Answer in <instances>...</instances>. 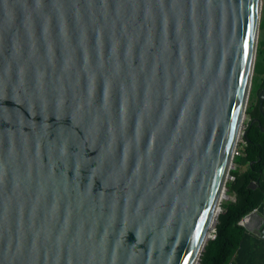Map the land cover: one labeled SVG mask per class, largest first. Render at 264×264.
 Listing matches in <instances>:
<instances>
[{"label": "water", "instance_id": "1", "mask_svg": "<svg viewBox=\"0 0 264 264\" xmlns=\"http://www.w3.org/2000/svg\"><path fill=\"white\" fill-rule=\"evenodd\" d=\"M262 7L0 0V264H192ZM240 224L264 238V202Z\"/></svg>", "mask_w": 264, "mask_h": 264}, {"label": "trees", "instance_id": "2", "mask_svg": "<svg viewBox=\"0 0 264 264\" xmlns=\"http://www.w3.org/2000/svg\"><path fill=\"white\" fill-rule=\"evenodd\" d=\"M260 28L252 89L246 110L249 117L244 130L247 145L244 154L234 158L236 168L231 169L232 178L227 181V190H223L234 198L230 196V200L223 202L220 198L219 205L223 212L216 223V236L205 241L199 264H264V238L249 232L240 224L246 215L264 202V114L257 96L264 87V18L261 19ZM247 165L245 170L239 167Z\"/></svg>", "mask_w": 264, "mask_h": 264}, {"label": "bare ground", "instance_id": "3", "mask_svg": "<svg viewBox=\"0 0 264 264\" xmlns=\"http://www.w3.org/2000/svg\"><path fill=\"white\" fill-rule=\"evenodd\" d=\"M259 26H260V22H259ZM259 31H260V28H258V35H259ZM249 86H250V83L248 84L247 91H249ZM244 117H243V120H244ZM243 120L241 122V127L243 126ZM229 167H231L230 163L228 164V168ZM226 176H227V174L225 175V178H226ZM223 193H224V191L220 190V192L217 195L216 201L214 202V204L212 205V207L210 209V212H209V215H208L202 236L200 238V242H199V244L196 248V251L194 253V256L192 258V264H197V262L199 260L200 253L202 252L204 243L207 239H211L210 234H212L214 232V229L216 227V223L218 222L219 214L223 212V210L217 211V208L220 206L219 202L221 201V199H222V202L225 201L221 197Z\"/></svg>", "mask_w": 264, "mask_h": 264}, {"label": "rangeland", "instance_id": "4", "mask_svg": "<svg viewBox=\"0 0 264 264\" xmlns=\"http://www.w3.org/2000/svg\"><path fill=\"white\" fill-rule=\"evenodd\" d=\"M263 8H264V0H263V7H262V10H261V13H260V22H261V19L264 18ZM259 28H260V26H259ZM260 35H261V28H260V31H259V37H260ZM253 74H254V72H253ZM251 86H252V82H251L250 90H249V98H250V93H251ZM261 92H262L261 90L258 91V97L261 95ZM248 105H249V99H248V102H247V108H248ZM248 121H249V117L247 116V113L245 112V117H244V120H243V126L241 127V132H244V130L246 128V124H247ZM239 167H240L241 170H245V169H247L248 165L247 166H239ZM233 168H236V165L234 164V160L231 163L230 171ZM229 174H230V172H229ZM231 178L232 177L229 176L227 180L229 181ZM225 190H227V188ZM230 196L231 195L227 194V192H224L222 198H223V200L227 201V200H230ZM231 197L234 198L233 196H231ZM220 210H223V209H222V207L219 206L217 208V211H220Z\"/></svg>", "mask_w": 264, "mask_h": 264}, {"label": "built area", "instance_id": "5", "mask_svg": "<svg viewBox=\"0 0 264 264\" xmlns=\"http://www.w3.org/2000/svg\"><path fill=\"white\" fill-rule=\"evenodd\" d=\"M246 145H247V141L245 139L244 133L241 132L240 136L237 140L236 146L233 150V158L238 157V156H242L244 154V149H245ZM215 236H216V233L214 231L212 234V237L215 238Z\"/></svg>", "mask_w": 264, "mask_h": 264}, {"label": "clouds", "instance_id": "6", "mask_svg": "<svg viewBox=\"0 0 264 264\" xmlns=\"http://www.w3.org/2000/svg\"><path fill=\"white\" fill-rule=\"evenodd\" d=\"M216 228V227H215ZM214 231H215V233H216V230L214 229ZM213 234V233H212ZM211 237H212V235H211ZM213 238V237H212Z\"/></svg>", "mask_w": 264, "mask_h": 264}]
</instances>
